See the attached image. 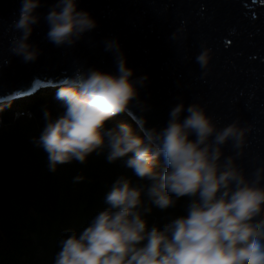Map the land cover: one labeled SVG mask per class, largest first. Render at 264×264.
Instances as JSON below:
<instances>
[{"label":"clouds","instance_id":"1","mask_svg":"<svg viewBox=\"0 0 264 264\" xmlns=\"http://www.w3.org/2000/svg\"><path fill=\"white\" fill-rule=\"evenodd\" d=\"M78 5L53 0L42 14V0H19L10 53L25 64L38 60L43 49L30 37L41 18L50 44L73 47L97 25ZM103 44L115 71L77 63L62 75L53 94L60 111L40 106L42 124L29 143L46 154L49 172L73 161L87 165L95 156L119 162L131 175L112 180L104 206L82 228L65 229L52 264H264V191L258 173L246 174L237 162L251 125L234 119L220 127L203 104L183 99L162 126L149 125L151 106L139 92L147 74L134 76L117 38ZM201 49L195 59L206 75L212 49ZM7 107L0 105V122ZM133 111L135 119L124 118ZM14 116L31 120L33 112ZM229 142L233 151L225 155ZM85 180L82 171L72 177L73 184Z\"/></svg>","mask_w":264,"mask_h":264},{"label":"water","instance_id":"2","mask_svg":"<svg viewBox=\"0 0 264 264\" xmlns=\"http://www.w3.org/2000/svg\"><path fill=\"white\" fill-rule=\"evenodd\" d=\"M52 2L42 0L38 11ZM78 6L96 27L73 47L56 48L45 39L41 18L30 40L43 54L25 64L9 51L19 0H0V105L55 89L77 63L115 71L103 44L115 37L134 76L147 74L139 92L151 106L149 125L162 126L178 99L199 101L220 127L234 119L250 124L237 162L246 174L258 173L264 191V0H79ZM202 45L212 49L206 75L195 59ZM126 117L135 119V111ZM223 151H233L231 142Z\"/></svg>","mask_w":264,"mask_h":264},{"label":"trees","instance_id":"3","mask_svg":"<svg viewBox=\"0 0 264 264\" xmlns=\"http://www.w3.org/2000/svg\"><path fill=\"white\" fill-rule=\"evenodd\" d=\"M55 89L6 104L0 128V264H52L58 239L67 228H82L103 207L107 186L119 174L131 172L119 162L108 164L90 156L87 165L73 161L46 168V154L34 149L29 137L37 135L42 121L39 108L60 111ZM19 111L33 112V119H14ZM130 119L128 117H124ZM83 173L86 180L72 183ZM90 180V182H89ZM179 214L178 204L174 210ZM153 210V216L158 215ZM151 219V217L149 218Z\"/></svg>","mask_w":264,"mask_h":264},{"label":"built area","instance_id":"4","mask_svg":"<svg viewBox=\"0 0 264 264\" xmlns=\"http://www.w3.org/2000/svg\"><path fill=\"white\" fill-rule=\"evenodd\" d=\"M19 112H22V111H19ZM23 112H26V111H23ZM19 118H26V117H24V116H14L15 120L19 119ZM1 126H2V122H0V128H1Z\"/></svg>","mask_w":264,"mask_h":264}]
</instances>
